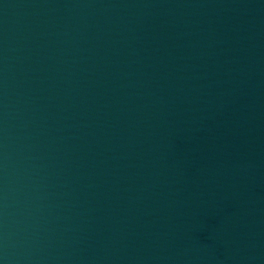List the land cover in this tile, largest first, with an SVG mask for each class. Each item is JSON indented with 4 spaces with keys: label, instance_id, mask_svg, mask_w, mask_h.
<instances>
[{
    "label": "water",
    "instance_id": "obj_1",
    "mask_svg": "<svg viewBox=\"0 0 264 264\" xmlns=\"http://www.w3.org/2000/svg\"><path fill=\"white\" fill-rule=\"evenodd\" d=\"M0 264H264V0H0Z\"/></svg>",
    "mask_w": 264,
    "mask_h": 264
}]
</instances>
